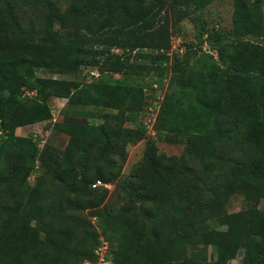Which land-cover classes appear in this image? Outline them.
I'll use <instances>...</instances> for the list:
<instances>
[{
	"label": "trees",
	"instance_id": "obj_1",
	"mask_svg": "<svg viewBox=\"0 0 264 264\" xmlns=\"http://www.w3.org/2000/svg\"><path fill=\"white\" fill-rule=\"evenodd\" d=\"M213 1L0 0V264L93 263L102 240L111 264H264L263 0H233L232 27L208 29ZM184 19L197 40L171 52ZM81 67L98 73L37 75ZM153 86L165 90L151 126L125 125ZM51 98L69 120H52ZM44 122L68 136L62 149L16 134ZM163 136L179 157L158 151ZM235 194L246 207L229 212Z\"/></svg>",
	"mask_w": 264,
	"mask_h": 264
},
{
	"label": "rangeland",
	"instance_id": "obj_2",
	"mask_svg": "<svg viewBox=\"0 0 264 264\" xmlns=\"http://www.w3.org/2000/svg\"><path fill=\"white\" fill-rule=\"evenodd\" d=\"M262 11L264 16V0L262 2ZM232 16H233V0H215L212 2L211 5L206 7L202 11V18L205 23L206 28H227L230 29L232 27ZM264 23V18H263ZM57 28V26H56ZM198 28L194 26L189 20L184 19L182 20L179 25L177 31L174 32L172 35V47L171 52L183 51L186 45H191L192 43L196 42V33ZM260 42L264 45V33L260 39ZM203 49L209 50V46L205 43L202 46ZM213 52V51H212ZM214 53V52H213ZM97 70L95 68H85L81 67L78 72L73 74H51L48 72H44L39 70L37 72L38 76H46V77H57V78H64V79H73L81 83H86L92 79L91 75L96 76ZM154 73L149 74V76H154ZM120 76V75H119ZM165 87L158 88L153 86L152 89H145L146 94H150L151 98L147 97L146 102L150 105L148 109L145 111H141L139 115L136 117H127V121L125 125L132 126V119L133 118H141L142 120L146 121L151 126L153 122V118L156 114L157 105L159 100L161 99L164 93ZM66 104V100L63 98H51L49 100V105L54 114L55 120H69L70 117L65 116L62 114V110ZM86 110H93L95 109L92 106L83 107ZM112 111V110H110ZM136 120V119H135ZM76 122H84V118L79 117L75 118ZM148 133L151 137H154L153 130L147 129ZM31 133H36L42 137L43 142L47 144L55 145L56 147L62 149L68 139V136L55 132L49 123H38L33 125H27L23 127H18L16 129V134L19 136H26ZM153 134V135H152ZM156 144L158 147V151L160 153L165 154V156L174 155L179 157L182 152L183 145L178 143H171L166 136L161 137L160 139L156 140ZM145 148V141H139L135 144H131L126 148L127 151V158L126 162L123 167V172L125 174H129L132 172L134 167L136 166L137 162L141 159ZM30 183L33 184V180H30ZM260 207L264 206V201L259 204ZM246 207V202L241 194L233 195L227 203V210L229 212L238 211ZM208 224L212 227H216L214 221H209ZM215 249L213 247H208V256H214ZM227 264H241V254L238 253L236 257L228 261Z\"/></svg>",
	"mask_w": 264,
	"mask_h": 264
},
{
	"label": "built area",
	"instance_id": "obj_3",
	"mask_svg": "<svg viewBox=\"0 0 264 264\" xmlns=\"http://www.w3.org/2000/svg\"><path fill=\"white\" fill-rule=\"evenodd\" d=\"M52 120L54 121V114L52 115ZM101 181L97 180L94 184H92V187H96L101 185ZM106 187H109L108 185H105ZM110 250V247L108 243L104 240H102V243L99 245V247L95 250V255H96V261L95 262H90L86 261L84 264H111V262L106 258L108 255V252Z\"/></svg>",
	"mask_w": 264,
	"mask_h": 264
}]
</instances>
